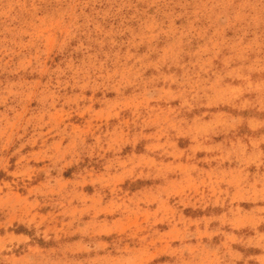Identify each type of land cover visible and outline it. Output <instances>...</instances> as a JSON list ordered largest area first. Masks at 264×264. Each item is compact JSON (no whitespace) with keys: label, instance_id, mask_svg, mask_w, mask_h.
<instances>
[{"label":"rangeland","instance_id":"1","mask_svg":"<svg viewBox=\"0 0 264 264\" xmlns=\"http://www.w3.org/2000/svg\"><path fill=\"white\" fill-rule=\"evenodd\" d=\"M0 264H264V0H0Z\"/></svg>","mask_w":264,"mask_h":264}]
</instances>
